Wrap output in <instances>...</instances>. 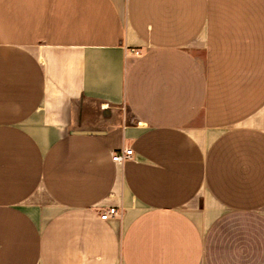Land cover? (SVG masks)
I'll use <instances>...</instances> for the list:
<instances>
[{"label":"crops","instance_id":"1","mask_svg":"<svg viewBox=\"0 0 264 264\" xmlns=\"http://www.w3.org/2000/svg\"><path fill=\"white\" fill-rule=\"evenodd\" d=\"M0 264H264V0H0Z\"/></svg>","mask_w":264,"mask_h":264},{"label":"built area","instance_id":"2","mask_svg":"<svg viewBox=\"0 0 264 264\" xmlns=\"http://www.w3.org/2000/svg\"><path fill=\"white\" fill-rule=\"evenodd\" d=\"M133 52L135 54H138L139 52L137 50H133ZM132 153V150L129 149V148H120V149H117L115 151H113L112 153V156H111V159L113 161H117V162H121L123 161L124 159L130 157ZM116 213V210L114 207H109L105 212L101 213L100 217L105 219L111 215H114Z\"/></svg>","mask_w":264,"mask_h":264}]
</instances>
